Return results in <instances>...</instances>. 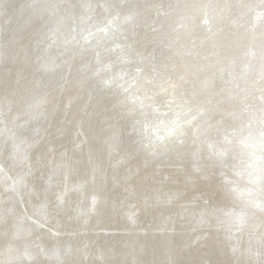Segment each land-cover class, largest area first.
<instances>
[{
	"label": "rangeland",
	"instance_id": "1",
	"mask_svg": "<svg viewBox=\"0 0 264 264\" xmlns=\"http://www.w3.org/2000/svg\"><path fill=\"white\" fill-rule=\"evenodd\" d=\"M67 1L70 3L75 0H0V264H176L177 262V264H264V211H262L261 208V204L263 203L262 207L264 209V177L254 184L251 183L252 185L248 187L250 191L245 193L247 181L243 180L245 182L242 181L240 183V177L247 179L246 173H242L240 177H234L233 174H230L234 166L239 168L242 166L243 162L241 158H238L240 159L238 161L234 160L235 152H226L222 158L223 164H221V166L219 165L220 162H215L218 161V159L220 161V153L223 145L229 146L230 148L232 144L231 147L233 148L235 146V151L237 150V153H241V156L242 153H245L244 151L248 150L245 145V138L249 137L248 139L251 138V140H253L254 137L257 136L256 133L259 132V130L264 131V71H262L264 70V53H262L264 50V0H244L245 3L243 0H226V2L225 0H222V2L221 0H198V2L197 0H166V3H164L165 0H146L147 3L145 0H84L86 7L82 9L84 15L82 27L85 28L81 31L82 35L79 37L78 41L85 45H81L80 42H77L78 44H73L72 47L68 44L70 37L75 33V31L72 32L73 25L71 14H63L65 11L63 10V3L67 6ZM150 1L153 4H151ZM193 3L196 5H193ZM218 3L222 6L218 5ZM237 3L239 5H237ZM241 5L243 6L241 7ZM176 6L179 8H176ZM201 6L202 9H200ZM225 7L226 9H224ZM55 8L57 9L55 10ZM76 8L74 12L78 15V11L81 9ZM131 8H133V11ZM221 8L225 11H222ZM97 9H99V11ZM143 9H145V12ZM168 9L172 10L169 11ZM260 9L261 11L258 13ZM199 11L201 13H199ZM255 13H257V16ZM123 14L126 16L124 17ZM168 14L170 16L172 14V16L169 17ZM249 14L250 16H247ZM72 15H74V13ZM163 15L165 18H163ZM186 15L187 18L185 17ZM142 16L148 21L146 20L145 22ZM239 16L243 21L239 20ZM189 17H191L192 20L189 19ZM230 17L233 18V20ZM130 18L131 20H129ZM177 18L179 20L174 21L177 20ZM223 18L226 19L223 20ZM166 19L170 21L167 22ZM183 19L185 21H183ZM138 20H140V22ZM245 20L248 23L244 22ZM252 20L254 21L252 22ZM95 21L98 23L96 29L93 26L88 28L90 23H95ZM150 21L152 23V25H150L155 31L150 27ZM161 21L163 22L161 24L162 29L159 25ZM225 21L229 22L226 23ZM120 22L121 24H119ZM165 22H167L166 26L169 25V27H164ZM171 22L174 23L173 26L170 25ZM179 22L180 24L184 22L183 24L186 26H183V24L180 25ZM186 22L187 24H185ZM213 22L215 23L213 24ZM233 22L234 24L236 23L235 26L232 25ZM139 23L142 25L140 26ZM126 25H130V28ZM119 26L121 27L119 28ZM188 26L190 27L187 28ZM219 26L222 27L219 28ZM143 28L146 31L143 30V32ZM213 28L215 30H213ZM236 28L241 30L238 31ZM76 30L78 31V28ZM137 30L141 33L137 32ZM218 30L220 32H218ZM182 31L184 35H181ZM190 31L191 33H189ZM195 32L197 34H193ZM224 32H227V38ZM156 33L159 34V36ZM161 33L162 35H160ZM151 34L157 36L155 37ZM187 34L192 35V38ZM201 34L202 37H200ZM132 35L134 37L133 39H131ZM139 36H141V38ZM160 36L163 39H159L161 38ZM182 36L183 39L181 38ZM197 36L198 38H196ZM173 37L175 39H173ZM234 37L239 38V41ZM155 39L160 42H157ZM245 39L247 42H245ZM65 40L66 46L63 45ZM110 40L113 44L109 42ZM223 40H226V42ZM100 41L102 42L99 43ZM162 41L164 43H162ZM193 41L194 44L192 43ZM221 41L225 42L227 46ZM135 42L138 44L142 43L141 45L137 43L134 45ZM213 42H215L216 45ZM174 43L175 45H173ZM254 43L256 47H254ZM100 44L103 45L100 46ZM147 44L148 48L146 51L145 47H147ZM209 46H211V49ZM219 46L222 49L219 48ZM123 47H125V49ZM169 47H173L171 48L172 50H169ZM83 48L86 50H83ZM157 48L158 50H156ZM164 48L165 50H163ZM161 49L163 52L160 51ZM76 50H78V52ZM87 50L90 51L88 54L86 52ZM152 50L154 54H152ZM217 50L220 51L218 52ZM236 50L238 52H236ZM250 50L254 51H252L251 54L253 55L250 58V60L254 58V60L251 61V63H253H250L251 66L246 69L243 76L239 75L241 65L243 64L242 62L245 61L242 55L244 53H250ZM257 52L262 53L263 60L260 59L261 57L257 55ZM217 53L218 55H216ZM232 53L236 58L232 55L230 57ZM132 54L134 57L130 56ZM165 54H168L167 59ZM196 54L198 56H196ZM202 54H204V56ZM160 55L163 56L161 57ZM118 56L121 58L120 60H118ZM153 56L155 57L153 58ZM219 56L221 58H218ZM111 57L112 59L110 60ZM140 57L143 59L138 60ZM160 57L163 60H161ZM115 58H117L116 61H114ZM188 58L190 60L193 58L191 63H189L190 60ZM123 59H125V61ZM157 59L159 62H162H157ZM143 60L146 61L144 62ZM213 60L215 62H212ZM256 60L257 62L260 61L256 63ZM154 61L157 63L155 62L154 64ZM171 61H173V65L170 64ZM226 61L228 63H226ZM119 62L121 65L122 63H125V65L123 64L121 67ZM194 62L197 64L196 67ZM201 62L203 63L201 64ZM219 62H222L220 63L222 66L218 64ZM127 63H130V65ZM148 63H150V65ZM186 63L189 64L186 67L187 70L185 68ZM84 64L87 66H84ZM134 64H136V67ZM142 64L143 66H141ZM156 65H158L160 70L156 68ZM177 65H179L178 67L180 70H178L179 68ZM166 66H169V68ZM190 66L192 69L194 68V71L190 69ZM145 67L147 68L146 73ZM170 67H172V69ZM252 67L256 72L251 70ZM256 67L259 69L257 70ZM121 68H123L124 71ZM161 69H163L164 72H161ZM83 70L88 72H83ZM222 70L226 71L223 72ZM85 74H87V76H85ZM110 74H112V76H110ZM137 75H140L142 78L139 76L136 77ZM192 75H194V77ZM178 76L181 77L178 78ZM251 76L253 78H251ZM218 77L220 78L218 79ZM89 78H92V80ZM108 79L110 80L108 81ZM224 79L227 81H224ZM238 79H241V81H237ZM245 79L247 80L245 81ZM129 80H131L130 82L132 84L128 82ZM186 80L189 82H186ZM217 80L221 81L220 84ZM72 81H75V84ZM89 81H92L91 84ZM99 81L102 84H100ZM138 81L139 84H136ZM244 81L246 84L243 83ZM97 82L98 84H96ZM123 83L125 85H123ZM227 84L229 86H227ZM85 85L87 87H84ZM131 85L133 86L131 87ZM173 85L175 87H172ZM177 85L179 86L177 87ZM219 86H221L223 91ZM223 86L224 88H222ZM252 86H254V89ZM110 88H112V93L109 90ZM232 89L235 91L232 92ZM115 90L118 91L116 92ZM181 90L184 92L183 94H181ZM241 90L243 91L241 92ZM122 92L123 94H121ZM126 92H128L129 95ZM144 93L145 95L147 94L145 97L147 99L143 97L145 96ZM164 93L166 95H164ZM201 93L202 95H200ZM167 95H169V97ZM189 98H191V100ZM231 98H234V100H231ZM116 100L118 101L114 102ZM219 100L222 101L220 102ZM236 101L239 102L237 103ZM248 101L253 102L251 103ZM120 102H123V105L125 102V105H119ZM195 102H201L202 104H197ZM163 103L164 106L162 107ZM173 104H175V106ZM180 104H183V106ZM190 104L194 105L191 106ZM252 104H254L253 107ZM125 106H127V108ZM179 107H181V109ZM232 107L236 109L234 110ZM125 108L130 109V112ZM173 108L175 110H173ZM190 108L192 111H190ZM150 112L152 114H150ZM167 113L168 116H166ZM189 113L192 116L189 115ZM185 115L187 116L185 117ZM205 115H209L210 118ZM128 118L130 120H128ZM135 118L137 120H135ZM186 118H188V120H186ZM239 119H241V122ZM141 120L143 123H141ZM160 120L162 122L159 124ZM250 120L254 121L250 122ZM145 122L151 124L145 126ZM195 122L197 123L195 124ZM237 122L240 124H242V122L243 124L248 122V126L246 127L247 131L241 132L240 139L237 136L239 134L237 129L240 124ZM210 123L212 125L214 123V127L210 125ZM235 124L237 125L236 127ZM159 125H161V127ZM246 129L245 127L243 128V130ZM167 130L169 132H167ZM134 131H136V133ZM152 131L154 132L152 133ZM205 132L207 134H205ZM234 132H236V134ZM215 134L219 137L216 138ZM223 134H228V141L224 140ZM230 134L234 136L231 137ZM192 137L194 139H192ZM230 137L231 139H229ZM213 138H216L215 140L217 141H214ZM131 139H133V141L130 142ZM151 140H155L156 142L154 141L153 143ZM197 140L198 142L196 143ZM210 142L211 145H208ZM139 143H142L144 146ZM170 143L172 145H170ZM173 145L176 148H173ZM163 146L165 147L163 148ZM155 147L158 148L156 151ZM162 148H166L167 150L165 149L164 151ZM242 148H245V150ZM144 149H146L147 152ZM160 149L162 151L159 152L158 150ZM251 149L249 153L253 156L256 152V147H251ZM148 154L152 160L148 157ZM200 154L201 156H199ZM217 154L218 156H215ZM161 155L163 157L162 160L160 157ZM167 155L168 157H166ZM248 158L250 159L251 157L249 156ZM246 159L247 157L244 158V160ZM249 165L251 166V164ZM258 167L260 168V166ZM236 180L238 182H236ZM228 183L233 185H229ZM261 189L263 193H261ZM237 193H239L240 197H238L239 195ZM255 194L257 196H255ZM243 197L245 198L244 200H246L247 209L254 210L249 211L251 214V222H247V224H244L240 214L237 212L243 205ZM246 197H255L257 200L255 204L252 205L250 203L251 201L253 202V198ZM257 208L260 209V211L257 210ZM255 220H257V222ZM260 221L263 226L260 225ZM246 238L249 239L247 240ZM135 243L137 246H135ZM242 249L246 250L244 251ZM138 251L139 253H137ZM177 251L178 253H176ZM242 251L245 254H243ZM247 253L248 255H246ZM157 258H159V260H157Z\"/></svg>",
	"mask_w": 264,
	"mask_h": 264
},
{
	"label": "bare ground",
	"instance_id": "2",
	"mask_svg": "<svg viewBox=\"0 0 264 264\" xmlns=\"http://www.w3.org/2000/svg\"><path fill=\"white\" fill-rule=\"evenodd\" d=\"M52 1H53V0H52ZM71 1H73V0H71ZM102 1H103V0H102ZM152 1H153V0H152ZM155 1H156V0H155ZM167 1H168V0H167ZM191 1H192V0H191ZM191 1H190V2H191ZM243 1H244V0H243ZM243 1H242V2H243ZM247 1H250V0H247ZM251 1H252V0H251ZM54 2H55V1H54ZM67 2H68V1H67ZM86 2H87V1H86ZM95 2H96V1H95ZM109 2H110V1H109ZM109 2H108V4H109ZM145 2H146V0H145ZM148 2H149V1H148ZM171 2H172V1H171ZM178 2H179V1H178ZM197 2H198V0H197ZM197 2H196V3H197ZM218 2H219V1H218ZM221 2H222V0H221ZM225 2H226V0H225ZM254 2H255V1H254ZM52 3H53V2H52ZM96 3H97V2H96ZM105 3H106V1H105ZM105 3H104V4H105ZM139 3H140V2H139ZM143 3H144V2H143ZM146 3H147V2H146ZM150 3H151V1H150ZM164 3H166V0H165ZM187 3H189V2H187ZM191 3H192V2H191ZM194 3H195V2H194ZM194 3H193V5H196V4H194ZM216 3H217V2H216ZM235 3H236V2H235ZM244 3H245V1H244ZM248 3H249V2H248ZM53 4H54V3H53ZM63 4H64V6H63V10H65L63 14H65V15H69V14H71L70 16H71L72 25H73V26H72V32H73L74 30H76L77 28H78V30L83 31L85 27H84V28L82 27V26H83V25H82V19H83V16H84V15H83V11H82V9L86 7V3H85V1H84V0H75L74 2H70V3L68 2V3H66V4H68L67 6L65 5V3H63ZM94 4H95V3H94ZM97 4H98V3H97ZM101 4H102V3H101ZM118 4H119V3H118ZM134 4H135V3H134ZM136 4H137V3H136ZM141 4H142V3H141ZM151 4H153V3H151ZM167 4H168V3H167ZM172 4H173V3H172ZM174 4H175V2H174ZM189 4H190V3H189ZM201 4H202V2H201ZM201 4H200V5H201ZM223 4H224V2H223ZM246 4H247V3H246ZM246 4H245V5H246ZM253 4H254V3H253ZM261 4H262V3H261ZM112 5H113V4H112ZM164 5H165V4H164ZM168 5H169V4H168ZM177 5H178V3H177ZM190 5H191V4H190ZM190 5H188V6H190ZM198 5H199V3H198ZM198 5H197V6H198ZM218 5H221V4L218 3ZM224 5H225V4H224ZM224 5H223V6H224ZM230 5H231V4H230ZM237 5H239V4L237 3ZM245 5H244V6H245ZM248 5H249V4H248ZM251 5H252V4H251ZM95 6H97V5H95ZM131 6H132V5H131ZM138 6H139V5H138ZM147 6H148V5H147ZM160 6H161V4H160ZM165 6H166V5H165ZM204 6H205V5H204ZM221 6H222V5H221ZM225 6H226V5H225ZM233 6H234V5H233ZM235 6H236V5H235ZM242 6H243V5H241V7H242ZM76 7H77V8H81L79 16H76V14H75V12H74V10H75ZM90 7H92V6H90ZM103 7H105V6H103ZM109 7H110V6H109ZM143 7H144V5H143ZM153 7H154V6H153ZM177 7H178V6H176V8H177ZM218 7H220V6H218ZM226 7H227V6H226ZM226 7H225L224 9H226ZM53 8H54V7H53ZM57 8H59V7H57ZM57 8H55V10H56ZM61 8H62V6H61ZM77 8H76V9H77ZM95 8H96V7H95ZM129 8H130V7H129ZM138 8H139V7H138ZM140 8H141V6H140ZM156 8H157V6H156ZM161 8H163V7H161ZM161 8H160V9H161ZM168 8H169V7H168ZM171 8H172V7H171ZM173 8H174V7H173ZM178 8H179V7H178ZM198 8H199V7H198ZM207 8H208V7H207ZM216 8H217V7H216ZM245 8H246V7H245ZM251 8H252V7H251ZM101 9H102V8H101ZM120 9H121V7H120ZM126 9H127V8H126ZM126 9H125V10H126ZM132 9H133V8H131V10H132ZM145 9H146V8H145ZM145 9H143L144 12H145ZM148 9H149V7H148ZM153 9H154V8H153ZM200 9H202V6L200 7ZM217 9H218V8H217ZM217 9H216V10H217ZM246 9H247V8H246ZM93 10H94V9H93ZM95 10H96V9H95ZM97 10L99 11V9H97ZM134 10H135V9H134ZM137 10H138V9H137ZM162 10H163V9H162ZM164 10H166V9H164ZM168 10H169V9H168ZM171 10H172V9H171ZM171 10H169V11H171ZM192 10H193V9H192ZM195 10H196V9H195ZM197 10H198V9H197ZM207 10H208V9H207ZM207 10H205V11H207ZM212 10H213V9H212ZM218 10H219V9H218ZM221 10H222V11H225V10H223L222 8H221ZM228 10H229V9H228ZM231 10H232V9H231ZM235 10H236V9H235ZM237 10H238V12H239V9H238V8H237ZM237 10H236V11H237ZM242 10H243V9H242ZM242 10H241V11H242ZM251 10H252V9H251ZM76 11H77V10H76ZM89 11H90V10H89ZM126 11H127V10H126ZM132 11H133V10H132ZM132 11H131V12H132ZM135 11H136V10H135ZM135 11H134V12H135ZM147 11H148V10H147ZM147 11H146V12H147ZM150 11H151V10H150ZM200 11H201V10H200ZM200 11H199V13H201ZM233 11H234V10H233ZM252 11H253V10H252ZM259 11H261V9L258 10V13H259ZM84 12H85V11H84ZM131 12H130V13H131ZM136 12H137V11H136ZM141 12H143V11H141ZM156 12H157V11H156ZM165 12H166V11H165ZM175 12H176V11H175ZM193 12H194V10H193ZM202 12H203V10H202ZM210 12H211V11H210ZM212 12H213V11H212ZM214 12H215V11H214ZM256 12H257V11H256ZM73 13H74V15H72ZM99 13H100V12H99ZM99 13H98V14H99ZM119 13H120V12H119ZM126 13H127V12H126ZM126 13H125V14H126ZM147 13H148V12H147ZM151 13H152V12H151ZM153 13H154V11H153ZM163 13H164V12H163ZM166 13H167V12H166ZM185 13H186V12H185ZM206 13H208V12H206ZM219 13H220V12H219ZM225 13H226V12H225ZM233 13H234V12H233ZM247 13H248V12H247ZM247 13H246V14H247ZM251 13H253V12H251ZM86 14H87V13H86ZM96 14H97V13H96ZM96 14H95V15H96ZM110 14H111V13H110ZM172 14H173V13H172ZM172 14H171V16H172ZM175 14H176V13H175ZM192 14H193V13H192ZM203 14H204V13H203ZM256 14H257V13H255V15H256ZM82 15H83V16H82ZM89 15H90V14H89ZM136 15H137V14H136ZM139 15H140V14H139ZM168 15H169V14H168ZM176 15H177V14H176ZM190 15H191V14H190ZM194 15H195V14H194ZM215 15H216V13H215ZM218 15H219V14H218ZM223 15H224V14H223ZM228 15H229V14H228ZM238 15H239V13H238ZM243 15H244V14H243ZM259 15H260V14H259ZM262 15H263V14H262ZM262 15H261V16H262ZM90 16H91V15H90ZM104 16H105V15H104ZM117 16H118V15H117ZM117 16H116V17H117ZM123 16H124V14H123ZM125 16H126V15H125ZM125 16H124V17H125ZM131 16H132V15H131ZM131 16H130V17H131ZM134 16H135V15H134ZM148 16H149V15H148ZM163 16H164V15H163ZM171 16L169 15V17H171ZM198 16H199V14H198ZM208 16H209V15H208ZM221 16H222V14H221ZM225 16H226V15H225ZM225 16H224V17H225ZM235 16H236V15H235ZM247 16H250V14L247 15ZM256 16H257V15H256ZM256 16H255V17H256ZM109 17H110V16H109ZM127 17H128V16H127ZM127 17H126V18H127ZM142 17H143V16H142ZM146 17H147V16H146ZM185 17L187 18V15H186ZM185 17H184V19H185ZM212 17H213V16H212ZM216 17H217V16H216ZM216 17H215V18H216ZM218 17H219V16H218ZM232 17H233V15H232ZM239 17H240V16H239ZM259 17H260V16H259ZM94 18H95V17H94ZM105 18H106V17H105ZM121 18H122V17H121ZM126 18H125V19H126ZM136 18H137V17H136ZM150 18H151V16H150ZM163 18H165V16H164ZM181 18H182V17H181ZM230 18H231V17H230ZM246 18H247V17H246ZM256 18H257V17H256ZM84 19H85V18H84ZM122 19H123V18H122ZM143 19H144V17H143ZM157 19H158V18H157ZM169 19H170V18H169ZM184 19H183V21L186 20V19H185V20H184ZM189 19L192 20L191 17H189ZM203 19H204V18H203ZM208 19H209V18H208ZM225 19H226V18H223V20H225ZM228 19H229V17H228ZM231 19L233 20V18H231ZM253 19H254V18H253ZM258 19H259V18H258ZM93 20H94V19H93ZM126 20H128V19H126ZM129 20H131V18H130ZM134 20H136V19H134ZM134 20H133V22H134ZM140 20H142V19H140ZM140 20H138V21L140 22ZM144 20H145V22H146L147 19H144ZM155 20H156V19H155ZM166 20H167V19H166ZM173 20H174V19H173ZM178 20H179V19L177 18V20H174V21H178ZM197 20H198V19H197ZM210 20H211V18H210ZM210 20H207V21H210ZM216 20H217V19H216ZM218 20H219V19H218ZM220 20H221V19H220ZM237 20H238V18H237ZM239 20H242V21H243V19H241V17H240ZM249 20H250V19H249ZM119 21H120V20H119ZM147 21H148V20H147ZM158 21H159V19H158ZM168 21H170V20H167V22H168ZM187 21H188V20H187ZM214 21H215V20H214ZM253 21H254V20H252V22H253ZM89 22H90V21H89ZM95 22H96V21H95ZM97 22H99V21H97ZM111 22H112V21H111ZM123 22H124V21H123ZM125 22H126V21H125ZM128 22H129V21H128ZM135 22H136V21H135ZM153 22H154V21H153ZM167 22H165V26H164V27H169V25L166 26V23H167ZM189 22H190V21H189ZM198 22H199V21H198ZM203 22H204V21H203ZM211 22H212V21H211ZM211 22H210V23H211ZM225 22H226V21H225ZM227 22H229V21H227ZM227 22H226V23H227ZM244 22H247V21L245 20ZM256 22H257V20H256ZM256 22H255V23H256ZM258 22H259V21H258ZM87 23H88V22H87ZM92 23H93V22H92ZM136 23H137V22H136ZM141 23H142V22H141ZM143 23H144V21H143ZM143 23H142V24H143ZM148 23H149V22H148ZM148 23H147V24H148ZM157 23H158V22H157ZM162 23H163V22L161 21L160 24H159V25L161 26V29H162V25H161ZM183 23H184V22H183ZM183 23H182V24H183ZM199 23H201V22H199ZM199 23H198V24H199ZM206 23H207V22H206ZM214 23H215V22H213V24H214ZM247 23H248V22H247ZM260 23H261V21H260ZM88 24H89V23H88ZM93 24H94V23H93ZM107 24H108V23H107ZM112 24H113V23H112ZM119 24H121V22H120ZM123 24H124V23H123ZM127 24H128V23H127ZM134 24H135V23H134ZM139 24H140V23H139ZM142 24H140V26H141ZM144 24H145V23H144ZM150 24L152 25L151 21H150L149 25H150ZM154 24H155V23H154ZM168 24H169V23H168ZM173 24H174V23H172V22L170 23V25H172V26H173ZM179 24H180V22H179ZM182 24H180V25H182ZM185 24H187V22H186ZM188 24H189V23H188ZM222 24H223V22H222ZM235 24H236V23H235ZM235 24H234V22L232 23V25H234V26H235ZM250 24H252V23H250ZM262 24H263V23H262ZM110 25H111V24H110ZM114 25H115V24H114ZM151 25H150V27H151ZM155 25H156V24H155ZM180 25H179V26H180ZM211 25H212V23H211ZM225 25H226V24H225ZM245 25H246V24H245ZM256 25H257V24H256ZM87 26H88V25H87ZM100 26H101V25H100ZM106 26H107V25H106ZM126 26H127V25H126ZM132 26H133V25H132ZM183 26H186V25L183 24ZM206 26H207V25H206ZM206 26H205V28H206ZM216 26H217V24H216ZM222 26H223V25H222ZM222 26H221V27H222ZM227 26H230V25H227ZM234 26H233V27H234ZM240 26H241V25H240ZM246 26H247V25H246ZM250 26H251V25H250ZM253 26H254V25H253ZM260 26H261V24H260ZM98 27H99V26H98ZM114 27H115V26H114ZM120 27H121V26H119V28H120ZM127 27L130 28V25L127 26ZM137 27H138V26H137ZM146 27H147V26H146ZM154 27H155V26H154ZM164 27H163V28H164ZM189 27H190V26H188L187 28H189ZM221 27L219 26V28H221ZM223 27H224V26H223ZM241 27H242V26H241ZM241 27H240V28H241ZM110 28H111V27H110ZM112 28H113V27H112ZM151 28L153 29V27H151ZM158 28H159V27H158ZM191 28H192V26H191ZM237 28H238V27H237ZM237 28H236V29H237ZM255 28H256V27H255ZM258 28H259V27H258ZM262 28H263V27H262ZM262 28H261V29H262ZM86 29H87V28H86ZM102 29H103V26H102ZM105 29H107V28H105ZM133 29H134V28H133ZM133 29H132V30H133ZM138 29H139V28H138ZM146 29H147V28H146ZM164 29H165V28H164ZM180 29H181V28H180ZM182 29H183V28H182ZM192 29H193V28H192ZM217 29H218V27H217ZM230 29H231V28H230ZM234 29H235V28H234ZM241 29H242V28H241ZM241 29H240V30H241ZM252 29H253V28H252ZM263 29H264V28H263ZM89 30H90V29H89ZM116 30L118 31L117 28H116ZM129 30H131V29H129ZM135 30H136V29H135ZM140 30H141V29H140ZM143 30H144V28L142 29V31H143ZM153 30H154V29H153ZM156 30H157V29H156ZM165 30H166V29H165ZM176 30H177V29H176ZM185 30H186V29H185ZM195 30H196V29H195ZM206 30H207V29H206ZM213 30H215V29L213 28ZM213 30H212V31H213ZM221 30H223V29H221ZM225 30H226V27H225ZM231 30H233V29H231ZM237 30H238V29H237ZM240 30H238V31H240ZM259 30H260V29H259ZM100 31H102V30H100ZM103 31H104V29H103ZM103 31H102V32H103ZM106 31H107V30H106ZM114 31H115V30H114ZM117 31H116V32H117ZM123 31H124V30H123ZM144 31H146V30H144ZM144 31H143V32H144ZM154 31H155V30H154ZM183 31H184V29H183ZM183 31H182V34H181V35H184V34H183ZM191 31H192V30H191ZM191 31H190L189 33H191ZM216 31H217V30H216ZM233 31H235V30H233ZM233 31H231V32H233ZM249 31H250V30H249ZM249 31H248V32H249ZM261 31H262V30H261ZM94 32H95V31H94ZM107 32H108V31H107ZM109 32H111V31H109ZM116 32H115V33H116ZM130 32H131V31H130ZM130 32H127V33H130ZM133 32H134V31H133ZM137 32H139V30H137ZM151 32H152V31H151ZM164 32H165V31H164ZM193 32H194V30H193ZM218 32H220V31L218 30ZM236 32H237V31H236ZM242 32H243V31H242ZM92 33H93V32H92ZM112 33H114V32H112ZM119 33H120V32H119ZM122 33H123V32H122ZM134 33H135V32H134ZM134 33H133V35H134ZM139 33H141V32H139ZM158 33H159V32H158ZM187 33H188V32H187ZM198 33H199V31H198ZM205 33H206V31H205ZM207 33H209V32H207ZM211 33H212V32H211ZM213 33H214V32H213ZM215 33H216V32H215ZM224 33H225V32H224ZM226 33H227V32H226ZM226 33H225V35H226V38H227V34H226ZM233 33H234V32H233ZM237 33H238V32H237ZM256 33H257V32H256ZM256 33H255V34H256ZM89 34H90V33H89ZM98 34H99V32H98ZM116 34H117V33H116ZM116 34H115V35H116ZM137 34H138V33H137ZM154 34H155V33H154ZM154 34H151V35H154ZM156 34H157V33H156ZM193 34H197V33L195 32V33H193ZM229 34H230V33H229ZM229 34H228V35H229ZM240 34H241V33H240ZM245 34H246V33H245ZM251 34H252V33H251ZM253 34H254V33H253ZM259 34H260V33H259ZM81 35H82V34H81ZM95 35H97V34H95ZM95 35H94V36H95ZM100 35H101V34H100ZM109 35H110V34H109ZM115 35H114V36H115ZM125 35H126V34H125ZM129 35H130V34H129ZM133 35H132V38H131V39L134 38ZM138 35H139V34H138ZM142 35H143V34H142ZM142 35H141V36H142ZM157 35L159 36V34H157ZM157 35H156V36H157ZM160 35H162V33H161ZM171 35H172V34H171ZM179 35H180V33H179ZM187 35L190 36V37L192 36V35H189V34H187ZM208 35H209V34H208ZM222 35H223V34H222ZM225 35H224V36H225ZM106 36H107V35H106ZM106 36H105V39H106ZM120 36H121V34H120ZM122 36H123V35H122ZM141 36H139V37L141 38ZM145 36H146V35H145ZM154 36H155V35H154ZM156 36H155V37H156ZM169 36H170V35H169ZM174 36H175V35H174ZM204 36H205V35H204ZM204 36H203V37H204ZM214 36H215V34H214ZM217 36H218V35H217ZM233 36H234V35H233ZM244 36H245V35H244ZM251 36H252V35H251ZM129 37H130V36H129ZM129 37H127V38H129ZM136 37H138V36H136ZM160 37H161V36H160ZM163 37H166V36H163ZM167 37H168V35H167ZM167 37H166V38H167ZM179 37H180V36H179ZM186 37H187V36H186ZM186 37H185V38H186ZM200 37H202V34H201ZM215 37H216V36H215ZM230 37H231V36H230ZM235 37H236V36H235ZM235 37H234V38H235ZM238 37H239V36H238ZM241 37H242V36H241ZM248 37H249V35H248ZM248 37H247V38H248ZM256 37H257V36H256ZM259 37H260V35H259ZM259 37H258V38H259ZM263 37H264V36H263ZM88 38H89V37H88ZM96 38H97V36H96ZM99 38H100V37H99ZM107 38H108V36H107ZM113 38H114V37H113ZM113 38H112V39H113ZM118 38H119V36H118ZM118 38H117V40H118ZM127 38H126V39H127ZM150 38H151V37H150ZM181 38L183 39V36H182ZM188 38H189V37H188ZM191 38H192V37H191ZM196 38H198V36H197ZM208 38H209V37H208ZM210 38H211V37H210ZM212 38H213V36H212ZM219 38H220V37H219ZM228 38H229V37H228ZM231 38H232V37H231ZM239 38H240V37H239ZM239 38H235V39H238V41H239ZM244 38H245V37H244ZM249 38H250V37H249ZM249 38H248V39H249ZM90 39H92V38H90ZM114 39H115V38H114ZM126 39H125V40H126ZM135 39H136V38H135ZM143 39H144V37H143ZM145 39H146V38H145ZM147 39H148V38H147ZM157 39H158V38H157ZM159 39H163V38L161 37V38H159ZM171 39H172V38H171ZM173 39H175V38L173 37ZM177 39H178V38H177ZM179 39H180V38H179ZM199 39H200V38H199ZM214 39H216V38H214ZM221 39H224V38H221ZM242 39H243V37H242ZM248 39H247V40H248ZM96 40H97V39H96ZM101 40H103V39H101ZM107 40H108V39H107ZM150 40H151V39H150ZM155 40H156V39H155ZM165 40H166V39H165ZM165 40H163V41L166 42L168 39H167L166 41H165ZM188 40H189V39H188ZM211 40H212V39H211ZM226 40H228V39H226ZM226 40H223V41L226 42ZM258 40H259V39H258ZM87 41H88V39H87ZM91 41H92V40H91ZM91 41H90V42H91ZM120 41H121V40H120ZM134 41H135V40H134ZM156 41H157V42H160V41H158V40H156ZM163 41H162V43H164ZM168 41H169V40H168ZM204 41H205V40H204ZM208 41H209V40H208ZM218 41H219V39H218ZM223 41H221V42H223ZM228 41H229V40H228ZM228 41H227V43H228ZM230 41H231V40H230ZM234 41H235V40H234ZM234 41H232V42H234ZM255 41H256V40H255ZM78 42H80V41H78ZM97 42H98V40H97ZM101 42H102V41H100L99 43H101ZM104 42H105V40H104ZM106 42H107V41H106ZM109 42H111V40H110ZM116 42L120 43L119 41H116ZM126 42H128V41H126ZM137 42H139V41H137ZM137 42H135L134 45H136ZM146 42H147V41H146ZM148 42H149V41H148ZM150 42H151V41H150ZM174 42H175V41H174ZM185 42H186V41H185ZM189 42H190V41H189ZM189 42H187V43H189ZM198 42H199V41H198ZM209 42H210V41H209ZM209 42H208V43H209ZM225 42H223V44H224ZM243 42H244V41H243ZM245 42H247L246 39H245ZM253 42H254V41H253ZM68 43L72 44L71 41H69ZM86 43H87V42H86ZM94 43H95V42H94ZM111 43L113 44V42H111ZM141 43H142V42H141ZM141 43H140V44L137 43V44H138V45H141ZM144 43H145V42H144ZM171 43H172V41H171ZM171 43H170V44H171ZM178 43H179V42H178ZM180 43H181V42H180ZM192 43L194 44V41H193ZM213 43H215V42H213ZM219 43H220V41H219ZM229 43H230V42H229ZM249 43H250V42H249ZM258 43H259V42H258ZM260 43H261V40H260ZM77 44H78V43H77ZM77 44H76V45H77ZM80 44H81V42H80ZM89 44H90V43H89ZM103 44H104V43H103ZM103 44H100V46L103 45ZM107 44H108V42H107ZM125 44H126V43H125ZM129 44H130V41H129ZM132 44H133V43H132ZM165 44H166V43H165ZM185 44H186V43H185ZM203 44H204V42H203ZM220 44H221V43H220ZM225 44H226V43H225ZM236 44H238V43H236ZM240 44H241V43H240ZM245 44H246V43H245ZM254 44H255V43H254ZM262 44H263V42H262ZM63 45L66 46V40L63 42ZM63 45H62V47H63ZM76 45H75V46H76ZM81 45H85V44H81ZM98 45H99V44H98ZM105 45H106V44H105ZM116 45H117V44H116ZM144 45H145V44H144ZM144 45H143V46H144ZM152 45H153V44H152ZM156 45H157V44H156ZM163 45H164V44H163ZM173 45H175V43H174ZM179 45H180V44H179ZM181 45H182V44H181ZM187 45H188V44H187ZM210 45H211V44H210ZM215 45H216V43H215ZM230 45H231V44H230ZM259 45H260V44H259ZM67 46H68V45H67ZM79 46H80V45H79ZM109 46H110V45H109ZM124 46H126V45H124ZM128 46H129V45H128ZM150 46H151V45H150ZM150 46H149V47H150ZM154 46H155V45H154ZM157 46H159V45H157ZM167 46H168V45H167ZM169 46H170V45H169ZM220 46H221V45H220ZM220 46H219V48H221ZM225 46H227V44H226ZM225 46H224V47H225ZM228 46H229V45H228ZM236 46H237V45H236ZM244 46H245V45H244ZM246 46H247V45H246ZM71 47H72V45H71ZM81 47H82V46H81ZM81 47H80V48H81ZM88 47H89V46H88ZM104 47H105V46H104ZM110 47H111V46H110ZM131 47H132V46H131ZM134 47H135V46H134ZM139 47H142V46H139ZM144 47H145V46H144ZM160 47H163V46H160ZM179 47H181V46H179ZM205 47H206V46H205ZM209 47H210V49H211V46H209ZM212 47H214V46H212ZM222 47H223V46H222ZM229 47H230V46H229ZM240 47H241V45H240ZM254 47H256V44H255ZM263 47H264V46H263ZM63 48H64V47H63ZM69 48H70V47H69ZM73 48H74V47H73ZM95 48H96V47H95ZM106 48H107V46H106ZM111 48H112V47H111ZM123 48L125 49V47H123ZM129 48H130V47H129ZM137 48H138V46H137ZM145 48H146V51H147L148 44H147V47H145ZM158 48H159V47H158ZM158 48H157L156 50H158ZM169 48H170V47H169ZM171 48H173V47H171ZM171 48H170L169 50H172ZM182 48H183V47H182ZM232 48H233V44H232ZM238 48H239V47H238ZM252 48H253V46H252ZM75 49H76V48H75ZM84 49H85V48H83V50H84ZM90 49H91V48H90ZM99 49H100V48H99ZM116 49H117V48H116ZM118 49H119V48H118ZM120 49H121V48H120ZM130 49H131V48H130ZM134 49H135V48H134ZM143 49H144V48H143ZM174 49H175V48H174ZM208 49H209V48H208ZM208 49H207V50H208ZM216 49H217V48H216ZM216 49H215V50H216ZM221 49H222V48H221ZM227 49H228V48H227ZM239 49H240V48H239ZM258 49H260V48H258ZM263 49H264V48H263ZM85 50H86V49H85ZM88 50H89V48H88ZM88 50L86 51L87 54H88V52H90V51H88ZM100 50H101V49H100ZM109 50H111V49H109ZM112 50H113V49H112ZM139 50H140V49H139ZM144 50H145V49H144ZM156 50H155V51H156ZM163 50H165V48H164ZM246 50H247V49H246ZM261 50H262V49H261ZM76 51L78 52V50H76ZM91 51H92V50H91ZM115 51H116V50H115ZM129 51H130V50H129ZM149 51H150V49H149ZM160 51H162V49H161ZM175 51H176V49H175ZM181 51H182V50H181ZM181 51H180V52H181ZM205 51H206V50H205ZM212 51H213V50H212ZM217 51H218V50H217ZM219 51H220V50H219ZM219 51H218V52H219ZM227 51H228V50H227ZM233 51H235V50H233ZM241 51H242V49H241ZM241 51H240V52H241ZM244 51H245V50H244ZM252 51H253V50H250V53H244V54L242 55V57L245 58V61L242 62L243 64L241 65V69H240V71H239V75H242V76H243V74H244V72L246 71V69H247L249 66H251L250 63H251V61L254 60V58H253V60H250L251 56L253 55V54H251ZM263 51H264V50H263ZM263 51H262V53H264ZM83 52H84V51H83ZM103 52H104V51H103ZM106 52H107V51H106ZM118 52H120V51H118ZM118 52H117V54H118ZM125 52H127V51H125ZM133 52H134V50H133ZM133 52H132V53H133ZM137 52H138V51H137ZM139 52H140V51H139ZM142 52H143V51H142ZM152 52H153V50H152ZM162 52H163V51H162ZM166 52L168 53L167 50H166ZM171 52H172V51H171ZM180 52H179V53H180ZM184 52H185V51H184ZM203 52H204V51H203ZM230 52H231V51H230ZM236 52H238V51L236 50ZM246 52H247V51H246ZM253 52H254V51H253ZM255 52H256V51H255ZM104 53H105V52H104ZM107 53H108V52H107ZM115 53H116V52H115ZM147 53H148V52H147ZM157 53H158V52H157ZM157 53H156V54H157ZM181 53H182V52H181ZM186 53H187V52H186ZM186 53H184V54H186ZM188 53H189V52H188ZM193 53H194V52H193ZM205 53H206V52H205ZM214 53H215V52H214ZM227 53H228V52H227ZM227 53H226V54H227ZM262 53H261V52H257V55H259V57H261V58H260L261 60L264 59V58L262 59ZM81 54H82V53H81ZM87 54H86V56H87ZM89 54H90V53H89ZM94 54L96 55L97 53H94ZM111 54H112V53H111ZM128 54H129V53H128ZM128 54H127V55H128ZM143 54H145V53H143ZM150 54H151V53H150ZM152 54H154V52H153ZM156 54H155V55H156ZM171 54H172V53H171ZM171 54H170V55H171ZM173 54H174V53H173ZM191 54H192V52H191ZM210 54H211V53H210ZM222 54H223V53H222ZM222 54H220V55H222ZM224 54H225V52H224ZM236 54H237V53H236ZM248 54H249V55H248ZM91 55H92V53H91ZM91 55H90V57H91ZM97 55H98V54H97ZM99 55H100V54H99ZM104 55H105V54H104ZM108 55H110V54H108ZM112 55H113V54H112ZM118 55H119V54H118ZM127 55H126V56H127ZM145 55H146V54H145ZM148 55H149V54H148ZM148 55H147V56H148ZM167 55H168V54H167ZM167 55L165 54L166 59L168 58ZM177 55H178V54H177ZM199 55H200V54H199ZM202 55L204 56V54H202ZM206 55H207V54H206ZM212 55H213V54H212ZM216 55H218V53H217ZM228 55H229V54H228ZM231 55H232V56H235V55H233V53L230 54V57H231ZM247 55H248V57H247ZM263 55H264V54H263ZM83 56H84V55H83ZM102 56H103V54H102ZM113 56H114V55H113ZM130 56H133V54L130 55ZM135 56H136V55H135ZM138 56H139V54H138ZM142 56H143V55H142ZM157 56H158V54H157ZM160 56H161V55H160ZM162 56H163V55H162ZM162 56H161V57H162ZM165 56H164V58H165ZM187 56H188V55H187ZM196 56H198V55L196 54ZM209 56H210V55H209ZM244 56H245V57H244ZM109 57H110V56H109ZM121 57H122V53H121ZM133 57H134V56H133ZM149 57H151V56H149ZM154 57H155V56H153V58H154ZM161 57H160V59H161ZM179 57H180V56H179ZM179 57H178V58H179ZM182 57H183V56H182ZM184 57H186V56H184ZM188 57H189V56H188ZM212 57H213V56H212ZM215 57H216V56H215ZM215 57H214V58H215ZM230 57H229V58H230ZM239 57H240V56H239ZM82 58H83V57H82ZM103 58H104V57H103ZM113 58H114V57H113ZM118 58H119V56H118ZM131 58H132V57H131ZM145 58H146V57H145ZM153 58H152V59H153ZM157 58H158V57H157ZM170 58H171V56H170ZM195 58H196V57H195ZM200 58H201V57H200ZM200 58H199V59H200ZM204 58H205V57H204ZM218 58H221V57L219 56ZM232 58H233V57H232ZM235 58H236V56H235ZM240 58H241V57H240ZM240 58H239V59H240ZM111 59H112V57L110 58V60H111ZM116 59H117V58H115L114 61H116ZM120 59H121V58H119L118 60H120ZM139 59L142 60L143 58L141 59V57H140V58H138V60H139ZM155 59H156V58H155ZM188 59H189V58H188ZM192 59H193V58H192ZM192 59H191V60H192ZM199 59H198V60H199ZM201 59H202V58H201ZM206 59H207V58H206ZM222 59H223V58H222ZM233 59H234V58H233ZM82 60H83V59H82ZM99 60H100V59H99ZM106 60H107V59H106ZM123 60L125 61V59H123ZM123 60H122V61H123ZM147 60H148V59H147ZM161 60H163V59H161ZM169 60H171V59H169ZM172 60H173V59H172ZM181 60H182V59H181ZM186 60H187V59H186ZM189 60H190V59H189ZM189 60H188V61H189ZM191 60L189 61V63H191ZM196 60H197V59H196ZM207 60H208V59H207ZM210 60H211V58H210ZM224 60H226V59H224ZM240 60H241V59H240ZM249 60H250V61H249ZM112 61H113V60H112ZM143 61H144V60H143ZM145 61H146V60H145ZM145 61H144V62H145ZM149 61H150V60H149ZM167 61H168V60H167ZM188 61H187V62H188ZM200 61H201V60H200ZM200 61H199V62H200ZM204 61H205V60H204ZM217 61H218V60H217ZM221 61H222V60H221ZM227 61L229 62L228 59H227ZM227 61H226V63H228ZM259 61H260V60H259ZM259 61H258V62H259ZM263 61H264V60H263ZM90 62H91V61H90ZM93 62H94V61H93ZM108 62H109V60H108ZM131 62H132V61H131ZM141 62H142V61H141ZM150 62H151V61H150ZM155 62H156V61H154V64H155ZM157 62H159L158 59H157ZM157 62H156V63H157ZM160 62H162V61H160ZM160 62H159V63H160ZM163 62H164V61H163ZM169 62H170V61H169ZM174 62H175V61H174ZM176 62H177V61H176ZM180 62H181V61H180ZM196 62H197V61H196ZM212 62H215V61L213 60ZM223 62H224V61H223ZM237 62H238V61H237ZM258 62H257V60H256V63H258ZM261 62H262V61H261ZM261 62H260V63H261ZM104 63H105V62H104ZM110 63H112V62H110ZM116 63H117V62H116ZM116 63H115V64H116ZM121 63H122V62H121ZM132 63H133V62H132ZM134 63H135V62H134ZM152 63H153V62H152ZM177 63H178V62H177ZM197 63H198V62H197ZM202 63H203V62H201V64H202ZM204 63H205V62H204ZM207 63H208V62H207ZM220 63H222V62H219L218 64H220ZM231 63H232V61H231ZM231 63H229V64H231ZM252 63H253V62H252ZM252 63H251V64H252ZM254 63H255V62H254ZM80 64H81V63H80ZM98 64H100V63H98ZM112 64H113V63H112ZM123 64L125 65V63H122V65H123ZM127 64H128V63H127ZM148 64L150 65V63H148ZM165 64H166V63H165ZM170 64L173 65V61H171ZM184 64H185V63H184ZM194 64H195V67H196L197 64H196L195 62H194ZM209 64H210V63H209ZM218 64H217V65H218ZM261 64H262V63H261ZM78 65H79V64H78ZM85 65H86V64H84V66H85ZM91 65H92V64H91ZM101 65H102V64H101ZM104 65H106V64H104ZM119 65H121L120 62H119ZM122 65H121V67H122ZM128 65H130V63H129ZM131 65H132V64H131ZM144 65H145V64H144ZM161 65H164V64H161ZM161 65H159V66H161ZM187 65H189V64L186 63L185 68L187 67ZM190 65H191V64H190ZM203 65H204V64H203ZM220 65L222 66V64H220ZM232 65H233V64H232ZM254 65H255V64H254ZM258 65H259V64H258ZM79 66H80V65H79ZM84 66H83V67H84ZM86 66H87V65H86ZM98 66H99V65H98ZM108 66H109V65H108ZM116 66H117V64H116ZM134 66L136 67V64H134ZM138 66H139V65H138ZM141 66H143V64H142ZM145 66H146V65H145ZM154 66H155V65H154ZM154 66H153V67H154ZM156 66H157L156 68L159 69L158 65H156ZM170 66H171V65H170ZM178 66H179V65H177V67H178ZM206 66H207V64H206ZM212 66H213V65H212ZM214 66H215V65H214ZM214 66H213V67H214ZM226 66H227V65H226ZM238 66H240V65H238ZM89 67H90V66H89ZM126 67H127V66H126ZM126 67H125V68H126ZM151 67H152V66H151ZM151 67H150V68H151ZM166 67H167V66H166ZM166 67H165V68H166ZM172 67H173V66H172ZM172 67H170V68L172 69ZM193 67H194V65H193ZM195 67H194V68H195ZM204 67H205V66H204ZM215 67H216V66H215ZM230 67H231V66H230ZM254 67H255V66H254ZM79 68H82V67H79ZM102 68H103V67H102ZM106 68H107V67H106ZM111 68H112V67H111ZM118 68H119V67H118ZM127 68H128V67H127ZM148 68H149V67H148ZM154 68H155V67H154ZM167 68H169V66H168ZM173 68H174V67H173ZM178 68H179V67H178ZM194 68L192 69L191 66H190V69H192L193 71H194ZM198 68H199V67H198ZM202 68H203V67H202ZM208 68H209V67H208ZM208 68H207V69H208ZM211 68H212V67H211ZM219 68H220V67H219ZM233 68H234V67H233ZM77 69H78V68H77ZM112 69H113V68H112ZM112 69H110V70H112ZM115 69H116V68H115ZM121 69L124 71L123 68H121ZM130 69H131V68H130ZM143 69H144V68H143ZM146 69H147V68L145 67V73H146ZM151 69H152V68H151ZM163 69H164V67H163ZM163 69H161V72H164ZM215 69H216V68H215ZM221 69H222V68H221ZM226 69H227V68H226ZM229 69H231V68H229ZM229 69H228V70H229ZM235 69H236V68H235ZM256 69H257V67H256ZM258 69H259V68H258ZM258 69H257V70H258ZM261 69H262V67H261ZM116 70H117V69H116ZM125 70H126V69H125ZM138 70H139V69H138ZM156 70H157V69H156ZM159 70H160V69H159ZM165 70H166V69H165ZM178 70H180V68H179ZM183 70H184V69H183ZM183 70H182V71H183ZM186 70H187V68H186ZM195 70H196V69H195ZM204 70H205V69H204ZM210 70H211V69H210ZM213 70H214V69H213ZM217 70H218V69H217ZM237 70H238V69H237ZM251 70H254L253 67H252ZM84 71H85V70H83V72H84ZM101 71H102V70H101ZM117 71H118V70H117ZM123 71H122V72H123ZM147 71H148V70H147ZM168 71H169V70H168ZM188 71H189V70H188ZM190 71H191V70H190ZM193 71H192V73H193ZM200 71L203 72L202 70H200ZM207 71H208V70H207ZM219 71H220V70H219ZM222 71L225 72L226 70H225V71L222 70ZM254 71L256 72V70H254ZM262 71H264V70H262ZM75 72H76V71H75ZM85 72H86V71H85ZM87 72H88V71H87ZM87 72H86V73H87ZM105 72H106V71H105ZM105 72H104V74H105ZM114 72H115V71H114ZM131 72H132V71H131ZM158 72H160V71H158ZM166 72H167V71H166ZM183 72H184V71H183ZM198 72H199V71H198ZM223 72H222V73H223ZM231 72H232V71H231ZM255 72H254V73H255ZM260 72H261V71H260ZM91 73H92V72H91ZM99 73H101V72H99ZM102 73H103V72H102ZM106 73H107V72H106ZM119 73H120V71H119ZM135 73H136V72H135ZM142 73H143V72H142ZM176 73H177V71H176ZM188 73H190V72H188ZM228 73H229V72H228ZM261 73H262V72H261ZM75 74H77V73H75ZM88 74H89V73H88ZM96 74H97V73H96ZM108 74H109V73H108ZM115 74H116V72H115ZM117 74H118V73H117ZM125 74H127V73H125ZM178 74H179V72H178ZM181 74H184V73H181ZM193 74H194V73H193ZM201 74H203V73H201ZM218 74H219V73H218ZM225 74H227V73H225ZM247 74H248V73H247ZM77 75H79V74H77ZM97 75H98V74H97ZM132 75H133V74H132ZM135 75H136V74H135ZM190 75H191V74H190ZM205 75H206V74H205ZM220 75H221V74H220ZM227 75H228V74H227ZM248 75H249V74H248ZM252 75H254V74H252ZM262 75H263V74H262ZM80 76H81V74H80ZM82 76H83V75H82ZM85 76H87V74H85ZM90 76H91V74H90ZM90 76H89V77H90ZM99 76H100V75H99ZM110 76H112V74H110ZM114 76H115V75H114ZM121 76H123V75H121ZM121 76H120V77H121ZM138 76L141 77L140 75H137L136 77H138ZM183 76H184V75H183ZM185 76H186V75H185ZM192 76L194 77V75H192ZM199 76H201V75H199ZM216 76H217V74H216ZM225 76H226V75H225ZM229 76H230V75H229ZM245 76H246V74H245ZM75 77H76V75H75ZM95 77H96V76H95ZM100 77H101V76H100ZM132 77H133V76H132ZM136 77H135V78H136ZM179 77H181V76H178V78H179ZM190 77H191V76H190ZM193 77H192V79H193ZM220 77H221V76H220ZM220 77H218V79H219ZM227 77H228V76H227ZM227 77H226V78H227ZM232 77H234V76H232ZM232 77H231V78H232ZM235 77H236V76H235ZM238 77H239V76H238ZM254 77H255V76H254ZM258 77H259V76H258ZM81 78H82V77H81ZM86 78H87V77H86ZM92 78H93V77H92ZM92 78H89V79L92 80ZM103 78H104V77H103ZM105 78H106V77H105ZM141 78H142V77H141ZM152 78H153V77H152ZM196 78H197V74H196ZM196 78H195V79H196ZM201 78H202V77H201ZM216 78H217V77H216ZM243 78H244V77H243ZM251 78H253V77L251 76ZM259 78H260V77H259ZM259 78H258V79H259ZM263 78H264V75H263ZM77 79H78V78H77ZM95 79H96V78H95ZM99 79H100V78H99ZM101 79H102V78H101ZM116 79H117V78H116ZM118 79H119V78H118ZM131 79H132V78H131ZM139 79H140V78H139ZM221 79H223V78H221ZM233 79H234V78H233ZM233 79H232V80H233ZM71 80H72V78H71ZM82 80H83V79H82ZM82 80H81V81H82ZM109 80H110V79H108V81H109ZM135 80H137V79H135ZM140 80H141V79H140ZM145 80H146V79H145ZM165 80H166V79H165ZM177 80H178V79H177ZM184 80H185V78H184ZM200 80H201V79H200ZM232 80H230V81H232ZM239 80L241 81V79H238L237 81H239ZM246 80H247V79H245V81H246ZM255 80H256V79H255ZM255 80H254V81H255ZM84 81H85V80H84ZM87 81H88V79H87ZM94 81H97V80H94ZM101 81H102V80H101ZM113 81H114V80H113ZM116 81H117V80H116ZM116 81H115V82H116ZM119 81H121V80H119ZM125 81H126V80H125ZM130 81H131V80H129L128 82L131 83ZM180 81H182V80H180ZM187 81H188V80H186V82H187ZM201 81H202V80H201ZM217 81H218V80H217ZM224 81H227V80L224 79ZM245 81H244L243 83H245ZM263 81H264V80H263ZM72 82H74V84H75V81H72ZM78 82H80V81H78ZM82 82H83V81H82ZM89 82H90V81H89ZM91 82H92V81H91ZM91 82H90V84H91ZM99 82H100V81H99ZM102 82H103V81H102ZM188 82H189V81H188ZM192 82H193V81H192ZM196 82H197V80H196ZM218 82H219V84H220L221 81H218ZM222 82H223V81H222ZM232 82H233V81H232ZM260 82H261V81H260ZM260 82H259V83H260ZM68 83H70V82H68ZM68 83H67V84H68ZM83 83H84V82H83ZM86 83H87V82H86ZM94 83H95V82H94ZM120 83H121V82H120ZM140 83H142V82H140ZM179 83H180V82H179ZM193 83H194V82H193ZM197 83H198V82H197ZM230 83H231V82H230ZM233 83H234V82H233ZM238 83H239V82H238ZM238 83H237V84H238ZM259 83H258V84H259ZM263 83H264V82H263ZM74 84H73V85H74ZM96 84H98V82H97ZM96 84H95V85H96ZM100 84H102V83L100 82ZM126 84H128V83H126ZM131 84H132V83H131ZM136 84H139V81H138V83H136ZM143 84H144V83H143ZM148 84H149V83H148ZM188 84H189V83H188ZM221 84H222V83H221ZM228 84H229V83H228ZM228 84H227V86H229ZM245 84H246V83H245ZM245 84H244V85H245ZM247 84H248V83H247ZM255 84H256V81H255ZM255 84H254V85H255ZM70 85H71V84H70ZM78 85H79V84H78ZM81 85H82V84H81ZM116 85H117V84H116ZM119 85H122V84H119ZM119 85H118V86H119ZM123 85H125V84L123 83ZM141 85H142V84H141ZM146 85H147V84H146ZM174 85H175V83H174ZM174 85H173L172 87H175ZM186 85H187V84H186ZM186 85H184V86H186ZM195 85H196V83H195ZM222 85H224V84H222ZM222 85H221V86H222ZM225 85H226V84H225ZM231 85H232V84H231ZM249 85H250V83H249ZM260 85H261V84H260ZM74 86H75V85H74ZM74 86H73V87H74ZM88 86H89V85H88ZM101 86H103V85H101ZM108 86L110 87L109 84H108ZM132 86H133V85H131V87H132ZM134 86H135V85H134ZM138 86H139V85H138ZM178 86H179V85H177V87H178ZM182 86H183V85H182ZM221 86H219L220 89H221ZM237 86H238V85H237ZM84 87H87V86L85 85ZM103 87H104V86H103ZM111 87H112V86H111ZM136 87H137V86H136ZM187 87H188V86H187ZM187 87H186V90H187ZM190 87H192V86H190ZM252 87H253V89H254V86H252ZM113 88H114V87H113ZM120 88H122V87H120ZM120 88H119V90H120ZM124 88H125V86H124ZM134 88H135V87H134ZM164 88H165V87H164ZM222 88H224V86H223ZM225 88H226V87H225ZM228 88H229V87H228ZM233 88H234V86H233ZM235 88H236V86H235ZM237 88H238V87H237ZM240 88H241V87H240ZM248 88H249V86H248ZM260 88H261V87H260ZM103 89H104V88H103ZM111 89H112V88H110L109 90L111 91ZM114 89H116V88H114ZM128 89H129V88H128ZM142 89H143V88H142ZM145 89H146V88H145ZM148 89H149V88H148ZM177 89H178V88H177ZM179 89H180V87H179ZM183 89H184V87H183ZM183 89H182V90H183ZM220 89H219V90H220ZM230 89H231V87H230ZM263 89H264V88H263ZM107 90H108V89H107ZM129 90H130V89H129ZM137 90H138V89H137ZM182 90H181V91H182ZM184 90H185V89H184ZM184 90H183V91H184ZM221 90H222V89H221ZM221 90H220V91H221ZM225 90H227V89H225ZM257 90H258V89H257ZM260 90H261V89H260ZM260 90H259V91H260ZM110 91H109V92H110ZM115 91H116V90H115ZM115 91H114V92H115ZM117 91H118V90H117ZM117 91H116V92H117ZM130 91H131V90H130ZM138 91H139V90H138ZM155 91H156V90H155ZM170 91H171V89H170ZM170 91H169V92H170ZM174 91H175V90H174ZM176 91H177V90H176ZM183 91L181 92V94L184 93ZM222 91H223V90H222ZM233 91H235V90L232 89V92H233ZM242 91H243V90H241V92H242ZM255 91H256V89H255ZM259 91H257V92H259ZM106 92H107V91H106ZM124 92H125V91H124ZM139 92H140V91H139ZM143 92H144V90H143ZM179 92H180V90H179ZM236 92H238V91H236ZM236 92H234V93H236ZM250 92H251V91H250ZM252 92H253V91H252ZM260 92H261V91H260ZM262 92H263V91H262ZM107 93H108V92H107ZM111 93H112V91H111ZM119 93H120V91H119ZM126 93L128 94V92H126ZM141 93H142V92H141ZM219 93H220V92H219ZM225 93H226V92H225ZM228 93H230V92H228ZM239 93H240V92H239ZM121 94H123V92H122ZM121 94H120V95H121ZM124 94H125V93H124ZM155 94H157V93H155ZM155 94H154V96H155ZM158 94H159V93H158ZM172 94H173V93H172ZM203 94H204V93H203ZM217 94H218V93H217ZM223 94H224V93H223ZM226 94H227V93H226ZM240 94H241V93H240ZM240 94H239V95H240ZM253 94H254V93H253ZM116 95H117V94H116ZM128 95H129V94H128ZM131 95H132V94H131ZM131 95H130V96H131ZM133 95H134V94H133ZM144 95H145V93H144ZM146 95H147V94H146ZM146 95L143 96V97L145 98ZM148 95H149V94H148ZM151 95H152V94H151ZM151 95H150V96H151ZM164 95H166V94L164 93ZM174 95H176V94H174ZM177 95H178V94H177ZM186 95H187V93H186ZM200 95H202V93H201ZM200 95H199V96H200ZM205 95H206V94H205ZM210 95H211V94H210ZM229 95H230V94H229ZM244 95H245V94H244ZM258 95H259V94H258ZM260 95H261V94H260ZM108 96H109V95H108ZM114 96H115V95H114ZM137 96H138V95H137ZM167 96L169 97V95H167ZM170 96H171V95H170ZM184 96H185V95H184ZM195 96H196V95H195ZM255 96H256V94H255ZM110 97H112V96H110ZM118 97H119V96H118ZM127 97H128V96H127ZM141 97H142V94H141ZM151 97H152V96H151ZM159 97H160V95H159ZM187 97H188V96H187ZM191 97H192V96H191ZM197 97H198V96H197ZM222 97H223V96H222ZM246 97H247V96H246ZM246 97H243V98H246ZM112 98H114V97H112ZM112 98H111V99H112ZM135 98H136V96H135ZM156 98H157V97H156ZM162 98H163V97H162ZM164 98H165V97H164ZM178 98H179V97H178ZM183 98H184V97H183ZM183 98H181V99H183ZM192 98H193V97H192ZM235 98H236V97H235ZM237 98H238V97H237ZM107 99H108V98H107ZM117 99H118V98H117ZM136 99H137V98H136ZM145 99H147V98H145ZM152 99H153V97H152ZM158 99H159V98H158ZM158 99H157V100H158ZM179 99H180V98H179ZM184 99H185V98H184ZM186 99H187V98H186ZM189 99L191 100V98H189ZM198 99H199V98H198ZM200 99H201V98H200ZM202 99H203V98H202ZM211 99H212V97H211ZM217 99H218V98H217ZM232 99L234 100V98H231V100H232ZM240 99H241V98H240ZM260 99H261V98H260ZM108 100H109V99H108ZM108 100H107V101H108ZM112 100H113V99H112ZM120 100H122V99H120ZM123 100H124V99H123ZM125 100H126V99H125ZM129 100H130V99H129ZM129 100H128V101H129ZM137 100H138V99H137ZM137 100H136V101H137ZM187 100H188V99H187ZM190 100H189V101H190ZM214 100H215V99H214ZM225 100H226V99H225ZM248 100H249V99H248ZM117 101H118V100H116V101H114V102H117ZM144 101H145V100H144ZM164 101H165V100H164ZM173 101H174V100H173ZM184 101H186V100H184ZM197 101H198V100H197ZM217 101H218V100H217ZM219 101H220V100H219ZM221 101H222V100H221ZM221 101H220V102H221ZM110 102H111V101H110ZM114 102H113V103H114ZM130 102H131V101H130ZM130 102H129V103H130ZM137 102H138V101H137ZM146 102H147V101H146ZM146 102H145V103H146ZM168 102H169V101H168ZM176 102H177V101H176ZM179 102H180V101H179ZM190 102H191V101H190ZM193 102H194V101H193ZM193 102H192V103H193ZM236 102H237V101H236ZM238 102H239V101H238ZM238 102H237V103H238ZM248 102H251V101H248ZM252 102H253V101H252ZM252 102H251V103H252ZM259 102H261V101H259ZM122 103H123V102H122ZM122 103L120 102L119 105L122 104ZM140 103H141V101H140ZM148 103H149V102H148ZM152 103H154V102H152ZM182 103H183V102H182ZM187 103H188V102H187ZM195 103H197V102H195ZM195 103H194V104H195ZM200 103H201V102H199V103H197V104H200ZM234 103H235V102H234ZM237 103H236V104H237ZM240 103H241V101H240ZM242 103H243V102H242ZM136 104H137V103H136ZM142 104H143V103H142ZM142 104H141V105H142ZM185 104H186V103H185ZM188 104H189V103H188ZM194 104H190V105L192 106V105H194ZM197 104H196V105H197ZM201 104H202V103H201ZM203 104H205V103H203ZM218 104H219V103H218ZM122 105H123V104H122ZM122 105H121V106H122ZM124 105H125V102H124ZM124 105H123V106H124ZM132 105H133V104H132ZM173 105L175 106V104H173ZM180 105H181V104H180ZM180 105H179V106H180ZM242 105H243V104H242ZM242 105H241V106H242ZM249 105H250V104H249ZM253 105H254V104H252V107H253ZM127 106H128V104H127ZM127 106H125V107L127 108ZM163 106H164V103H163L162 107H163ZM181 106H183V104H182ZM197 106H199V105H197ZM211 106H213V105H211ZM232 106H233V105H232ZM138 107H139V106H138ZM141 107H142V106H141ZM141 107H140V108H141ZM147 107H148V106H147ZM154 107H156V106H154ZM154 107H153V108H154ZM160 107H161V106H160ZM169 107H170V106H169ZM187 107H188V106H187ZM214 107H217V106H214ZM214 107H213V108H214ZM234 107H235V106H234ZM238 107H239V106H238ZM246 107H247V106H246ZM246 107H245V109H246ZM252 107H251V108H252ZM126 108H125V109H126ZM128 108H129V107H128ZM130 108H131V107H130ZM145 108H146V107H145ZM150 108H151V107H150ZM179 108L181 109V107H179ZM183 108H184V107H183ZM188 108H189V107H188ZM188 108H187V109H188ZM198 108H199V107H198ZM232 108H233V107H232ZM136 109H137V108H136ZM136 109H135V110H136ZM143 109H144V108H143ZM163 109H164V108H163ZM165 109H166V108H165ZM194 109H196V108H194ZM208 109H210V108H208ZM211 109H212V108H211ZM233 109H234V108H233ZM235 109H236V108H235ZM235 109H234V110H235ZM243 109H244V108H243ZM126 110H129L128 112H130V109H126ZM147 110H148V109H147ZM149 110H150V109H149ZM173 110H175V109L173 108ZM188 110H189V109H188ZM196 110H197V109H196ZM254 110H255V108H254ZM151 111H152V110H151ZM190 111H192L191 108H190ZM190 111H189V112H190ZM193 111H195V110H193ZM198 111H199V110H198ZM201 111H202V110H201ZM205 111H206V109H205ZM209 111H210V110H209ZM214 111H216V110H214ZM242 111H243V110H242ZM139 112H140V110H139ZM144 112H145V110H144ZM148 112H149V111H148ZM156 112H157V110H156ZM163 112H164V111H163ZM210 112H211V111H210ZM212 112H213V111H212ZM235 112H236V111H235ZM251 112H252V111H251ZM262 112H263V111H262ZM132 113H133V112H132ZM157 113H158V112H157ZM160 113H161V112H160ZM177 113H178V112H177ZM184 113H185V112H184ZM194 113H195V112H194ZM202 113H203V112H202ZM206 113H207V112H206ZM247 113H248V112H247ZM252 113H253V112H252ZM126 114H129V113H126ZM136 114H138V113H136ZM136 114H135V115H136ZM142 114H143V113H142ZM144 114H147V113H144ZM150 114H152V113L150 112ZM150 114H149V115H150ZM171 114H172V113H171ZM181 114H182V113H181ZM216 114H217V113H216ZM239 114H240V113H239ZM241 114H242V113H241ZM249 114H250V113H249ZM253 114H254V113H253ZM133 115H134V113H133ZM147 115H148V114H147ZM147 115H146V116H147ZM153 115H154V114H153ZM153 115H152V116H153ZM174 115H175V114H174ZM183 115H184V114H183ZM189 115H191V114L189 113ZM197 115H198V114H197ZM200 115H201V114H200ZM227 115H228V114H227ZM245 115H246V114H245ZM261 115H262V114H261ZM130 116H131V115H130ZM154 116H155V115H154ZM159 116H160V115H159ZM162 116H163V115H162ZM162 116H161V117H162ZM166 116H168V113H167ZM170 116H171V115H170ZM186 116H187V115H185V117H186ZM191 116H192V115H191ZM205 116H207V115H205ZM208 116H209V115H208ZM208 116H207V117H208ZM212 116H213V114H212ZM218 116H219V115H218ZM228 116H229V115H228ZM235 116L238 117L237 115H235ZM251 116H252V115H251ZM131 117H132V116H131ZM143 117H144V116H143ZM178 117H179V116H178ZM188 117H189V116H188ZM196 117H197V116H196ZM201 117H202V116H201ZM239 117H240V116H239ZM245 117H246V116H245ZM254 117H255V116H254ZM254 117H253V119H254ZM261 117H262V116H261ZM133 118H134V117H133ZM154 118H155V117H154ZM154 118H153V119H154ZM170 118H171V117H170ZM176 118H177V117H176ZM176 118H175V120H176ZM181 118H182V116H181ZM189 118H190V117H189ZM209 118H210V116H209ZM232 118H233V117H232ZM240 118H241V117H240ZM243 118H244V117H243ZM246 118H247V117H246ZM251 118H252V117H251ZM125 119H126V118H125ZM141 119H142V118H141ZM153 119H152V120H153ZM164 119H165V118H164ZM171 119H172V118H171ZM207 119H208V118H207ZM212 119H213V118H212ZM248 119H250V118H248ZM128 120H130V119L128 118ZM135 120H137V119L135 118ZM138 120H140V119H138ZM155 120H156V119H155ZM166 120H167V119H166ZM186 120H188V118H186ZM208 120H209V119H208ZM230 120H231V119H230ZM239 120H240V122H241V119H239ZM244 120H245V119H244ZM244 120H243V121H244ZM255 120H256V119H255ZM260 120H261V119H260ZM126 121H127V120H126ZM131 121H133V120H131ZM145 121H146V120H145ZM150 121H151V119H150ZM158 121H159V120H158ZM173 121H174V120H173ZM182 121H183V120H182ZM192 121H193V120H192ZM215 121H216V119H215ZM217 121H218V120H217ZM251 121H252V120H250V122H251ZM253 121H254V120H253ZM253 121H252V122H253ZM261 121H263V120H261ZM124 122H125V121H124ZM127 122H128V121H127ZM134 122H135V121H134ZM154 122H155V121H154ZM161 122H162V121L160 120L159 124H160ZM165 122H166V121H165ZM183 122H184V121H183ZM199 122H200V121H199ZM199 122H198V123H199ZM207 122H209V121H207ZM227 122H228V120H227ZM230 122H231V121H230ZM234 122H235V121H234ZM131 123H132V122H131ZM136 123H137V121H136ZM136 123H135V125H136ZM141 123H143L142 120H141ZM145 123H146V122H145ZM167 123H168V122H167ZM189 123H190V122H189ZM196 123H197V122H195V124H196ZM202 123H203V122H202ZM215 123H216V122H215ZM237 123H239V122H237ZM245 123H246V122H245ZM245 123H244V124H243V122H242V124L239 123L240 125L238 126V129H237V132H239V134L237 135V136L239 137V139H240V137H241V132H242V131H243V132H244V131H247L246 127L248 126V122H247L246 124H245ZM126 124H128V123H126ZM147 124H148V123H146L145 126H147ZM150 124H151V123H150ZM150 124H148V125H150ZM152 124H153V123H152ZM164 124H165V123H164ZM185 124H186V123H185ZM200 124H201V122H200ZM200 124H199V125H200ZM208 124H209V123H208ZM229 124H230V123H229ZM252 124H253V123H252ZM133 125H134V124H133ZM135 125H134V126H135ZM139 125H140V124H139ZM143 125H144V124H143ZM171 125H173V124H171ZM187 125H188V124H187ZM203 125H204V123H203ZM203 125H202V126H203ZM210 125H212V124L210 123ZM213 125H215V124L213 123ZM213 125H212V126H213ZM217 125H218V123H217ZM217 125H216V126H217ZM129 126H130V125H129ZM141 126H142V125H141ZM159 126L161 127V125H159ZM164 126H165V125H164ZM175 126H176V125H175ZM175 126H174V128H175ZM185 126H186V125H185ZM230 126H231V125H230ZM236 126H237V125L235 124V127H236ZM148 127H149V126H148ZM170 127H171V126H170ZM200 127H201V126H200ZM205 127H206V125H205ZM208 127H209V126H208ZM213 127H214V126H213ZM225 127H227V126H225ZM244 127H245L246 130H243ZM144 128H145V127H144ZM144 128H143V129H144ZM180 128H181V127H180ZM182 128H183V127H182ZM187 128H188V127H187ZM202 128H203V127H202ZM228 128H229V127H228ZM252 128H253V127H252ZM255 128H256V127H255ZM140 129H141V128H140ZM153 129H154V128H153ZM157 129H158V128H157ZM199 129H201V128H199ZM203 129H204V128H203ZM207 129H208V128H207ZM210 129H211V128H210ZM225 129H226V128H225ZM234 129H235V128H234ZM256 129H257V128H256ZM144 130H145V129H144ZM161 130H162V128H161ZM163 130H164V129H163ZM175 130H176V129H175ZM182 130H183V129H182ZM211 130H212V129H211ZM213 130H214V129H213ZM215 130H216V129H215ZM228 130H231V129H228ZM238 130H239V131H238ZM130 131H131V130H130ZM132 131H133V130H132ZM142 131H143V130H142ZM145 131H146V130H145ZM155 131H157V130H155ZM164 131H165V130H164ZM208 131H209V130H208ZM134 132L136 133V131H134ZM148 132H149V131H148ZM148 132H147V133H148ZM153 132H154V131H152V133H153ZM167 132H169V131L167 130ZM179 132H180V131H179ZM190 132H191V131H190ZM201 132H202V131H201ZM214 132H215V131H214ZM231 132H232V131H231ZM256 132H257V131H256ZM129 133H130V132H129ZM131 133H132V132H131ZM144 133H145V132H144ZM152 133H151V135H152ZM194 133H195V132H194ZM194 133H193V134H194ZM208 133H209V132H208ZM227 133H228V132H227ZM234 133L236 134V132H234ZM137 134H140V133H137ZM154 134H155V133H154ZM169 134H170V133H169ZM171 134H173V133H171ZM178 134H179V133H178ZM178 134H177V135H178ZM181 134H182V133H181ZM187 134H188V133H187ZM205 134H207V133L205 132ZM220 134H221V133H220ZM250 134H251V132H250ZM250 134H249V135H250ZM256 134H257V136H255L253 140H251V138L248 139L249 137L245 138V145H246V147L248 148V150H247V151H244L245 153H244V154L242 153L241 156H240L241 153L239 154V153L236 152L237 150L235 151V149H234L235 146L233 145L234 147L232 148V147H231L232 144H231V143H228V144H231L230 148H229V146H224V145H223V147L221 146V147H222V150H221V153H220V161H219V159H218V161H215V160L213 159L215 162H220L219 165L221 166V164H223V163H222V158H223V156H224V154H225L226 152H229V153H233V152H235V157H234L235 159H234V160H237V161H238V160H240V159H238V158H241V160H242V162H243L242 166L239 168V167H236V166L233 165V166H234V169L232 170L231 173H230V172H229V173H230V174H233L234 177H235V176H239V177H240L242 173H244V174L246 173V175H247V177H248L247 179H245L244 177H240L241 180L239 179V180H240V183H241L243 180H246V181H247V184H246V187H245V193H248V192L250 191L249 188H248L250 185L254 184V183H255L256 181H258V180L263 179V177H264V131H260V130H259V132H257ZM202 135H203V133H202ZM215 135H216V134H215ZM218 135H219V133H218ZM223 135H224V134H223ZM231 135H232V134H230V136H231ZM243 135H245V134H243ZM140 136H141V135H140ZM144 136H145V134H144ZM171 136H172V135H171ZM182 136H183V135H182ZM196 136H197V135H196ZM208 136H210V135H208ZM211 136H212V135H211ZM233 136H234V135H233ZM233 136H231V137H233ZM237 136H236V137H237ZM251 136H252V134H251ZM129 137H131V136H129ZM132 137H133V134H132ZM152 137H153V136H152ZM158 137H159V135H158ZM166 137H167V136H166ZM166 137H165V140H166ZM169 137H170V136H169ZM205 137H206V136H205ZM205 137H204V138H205ZM218 137H219V136H218ZM218 137H217V135H216V138H218ZM228 137H229L228 134H225V135H224V138H225L224 140H227V141H228ZM231 137H230L229 139H231ZM236 137H235V139H236ZM245 137H246V136H245ZM133 138H134V137H133ZM142 138H143V137H142ZM171 138H172V137H171ZM177 138H178V137H177ZM182 138H183V137H182ZM195 138H196V137H195ZM216 138H215V139H216ZM148 139H149V137H148ZM155 139H156V138H155ZM173 139H174V138H173ZM175 139H176V138H175ZM192 139H194V138L192 137ZM207 139H208V138H207ZM213 139H214V138H213ZM213 139H212V140H213ZM215 139H214V141H217V140H215ZM233 139H234V138H233ZM235 139H234V140H235ZM135 140H137V139H135ZM209 140H210V139H209ZM224 140H222V141H224ZM234 140H233V141H234ZM243 140H244V138H243ZM131 141H133V139H131L130 142H131ZM151 141H153V140H151ZM154 141H155V140H154ZM154 141H153V143H154ZM162 141H163V140H162ZM173 141H174V140H173ZM192 141H193V140H192ZM199 141H200V140H199ZM206 141H207V140H206ZM222 141H220V142H222ZM139 142H140V141H139ZM143 142H144V141H143ZM143 142H142V143H143ZM155 142H156V141H155ZM157 142H158V140H157ZM160 142H161V141H160ZM166 142H168V141H166ZM174 142H176V141H174ZM178 142H180V141H178ZM182 142H183V140H182ZM194 142H195V141H194ZM197 142H198V140L196 141V143H197ZM211 142H212V141H211ZM211 142H210L208 145H211ZM231 142H232V141H231ZM238 142H239V141H238ZM128 143H129V142H128ZM133 143H134V142H133ZM133 143H132V144H133ZM142 143H139V144H142ZM196 143H195V144H196ZM218 143H219V142H218ZM224 143H225V142H224ZM233 143H234V142H233ZM243 143H244V142H243ZM148 144H149V143H148ZM151 144H152V143H151ZM166 144H167V143H166ZM179 144H180V143H179ZM186 144H187V143H186ZM189 144H190V143H189ZM191 144H192V142H191ZM213 144H214V142H213ZM213 144H212V145H213ZM215 144H216V143H215ZM219 144H220V143H219ZM226 144H227V142H226ZM134 145H135V144H134ZM164 145H165V144H164ZM170 145H172V144L170 143ZM205 145H206V144H205ZM245 145H243V146H245ZM142 146H144V145L142 144ZM149 146H151V145H149ZM190 146H191V145H190ZM201 146H202V145H201ZM239 146H240V145H239ZM124 147H126V146H124ZM164 147H165V146H163V148H164ZM166 147H167V146H166ZM170 147H172V146H170ZM191 147H192V146H191ZM199 147H200V145H199ZM202 147H203V146H202ZM214 147H215V146H214ZM214 147H213V148H214ZM217 147H218V146H217ZM226 147H228V148H226ZM237 147H238V146H237ZM251 147H256V149H255L256 152H255V154H254L253 156L250 155V153H249ZM140 148H141V147H140ZM145 148H146V147H145ZM151 148H152V147H151ZM155 148H156V147H155ZM163 148H162V149H163ZM173 148H176V147H174V145H173ZM182 148H183V147H182ZM192 148H193V147H192ZM196 148H197V147H196ZM196 148H195V149H196ZM200 148H201V147H200ZM205 148H206V147H205ZM208 148H209V147H208ZM157 149H158V148H156L155 151H156ZM165 149H166V148H165ZM165 149H163V150L165 151ZM178 149H179V148H178ZM217 149H218V148H217ZM217 149H216V151H217ZM236 149H239V148H236ZM242 149L245 150V148H242ZM253 149H254V148H253ZM144 150L146 151V149H144ZM151 150H152V149H151ZM166 150H167V149H166ZM168 150H169V148H168ZM171 150H172V148H171ZM173 150H175V149H173ZM176 150H177V149H176ZM186 150H187V148H186ZM201 150H203V149H201ZM201 150H200V151H201ZM262 150H263V151H262ZM155 151H153V152H155ZM158 151L160 152V151H162V150L160 149V150H158ZM251 151H252V149H251ZM142 152H143V151H142ZM142 152H140V153H142ZM146 152H147V151H146ZM166 152H167V151H166ZM144 153H145V152H144ZM144 153H143V154H144ZM167 153H168V152H167ZM167 153H166V154H167ZM170 153H171V152H170ZM192 153H193V152H192ZM196 153H199V152H196ZM206 153H207V152H206ZM212 153H213V152H212ZM145 154H146V153H145ZM150 154H151V152H150ZM163 154H164V153H163ZM163 154H162V155H163ZM189 154H190V153H189ZM201 154H202V153H201ZM201 154H200L199 156H201ZM207 154H208V153H207ZM152 155H153V153H152ZM152 155H151V156H152ZM162 155L160 156V157H161V160H162V158H163ZM170 155H171V154H170ZM170 155H169V156H170ZM172 155H173V154H172ZM176 155H178V154H176ZM182 155H183V153H182ZM203 155H204V154H203ZM143 156H144V155H143ZM154 156H155V155H154ZM158 156H159V153H158ZM190 156H191V155H190ZM197 156H198V155H197ZM207 156H208V155H207ZM212 156H213V155H212ZM212 156H211V157H212ZM215 156H218V154L215 155ZM249 156L251 157L250 159L248 158ZM148 157H150L149 154H148ZM166 157H168V155H167ZM166 157H165V158H166ZM173 157H174V156H173ZM191 157H192V156H191ZM195 157H196V156H195ZM209 157H210V156H209ZM245 157H247L246 160H244ZM146 158H147V156H146ZM152 158H153V157H152ZM156 158H157V157H156ZM169 158H170V157H169ZM176 158H179V157H176ZM193 158H194V157H193ZM199 158H201V157H199ZM199 158H198V159H199ZM148 159H149V158H148ZM150 159H151V157H150ZM150 159H149V160H150ZM208 159H210V158H208ZM248 159H249V163H248ZM251 159H252V160H251ZM151 160H152V159H151ZM181 160H182V159H181ZM194 160H195V159H194ZM196 160H197V159H196ZM205 160H206V159H205ZM210 160H211V159H210ZM210 160H209V161H210ZM166 161H167V160H166ZM191 161H192V160H191ZM161 162H162V161H161ZM186 162H187V161H186ZM192 162H193V161H192ZM198 162H199V161H198ZM235 162H236V161H235ZM239 162H240V161H239ZM166 163H167V162H166ZM178 163H179V162H178ZM173 164H174V163H173ZM212 164H213V163H212ZM235 164H236V163H235ZM249 164H251V166H250ZM222 166H223V165H222ZM258 166H260V168H259ZM155 168H156V167H155ZM217 168H218V165H217ZM219 168H220V167H219ZM156 170H157V169H156ZM242 176H243V175H242ZM232 177H233V176H232ZM234 177H233V178H234ZM229 178H230V177H229ZM228 181H229V180H228ZM231 181H232V180H231ZM185 182H186V181H185ZM236 182H238V181L236 180ZM243 182H245V181H243ZM260 182H261V181H260ZM251 183H252V184H251ZM228 184H229V183H228ZM234 184H235V180H234ZM259 184H260V183H259ZM225 185H226V184H225ZM229 185H233V184H229ZM237 185H238V184H237ZM239 186H240V185H239ZM253 186H254V185H253ZM235 187H236V186H235ZM251 187H252V186H251ZM240 188H241V186H240ZM228 189H229V188H228ZM253 189H254V188H253ZM239 190H240V189H239ZM239 190H238V191H239ZM263 190H264V189H263ZM231 191H232V190H231ZM261 191H262V189H261ZM240 192H241V191H240ZM240 192H239V193H240ZM243 192H244V185H243ZM232 193H233V191H232ZM239 193H237V194L239 195ZM261 193H263V191H262ZM246 195H248V194H246ZM249 195H251V194H249ZM262 195H263V194H262ZM255 196H257V195L255 194ZM235 197H236V195H235ZM238 197H240V195H239ZM261 197H262V196H261ZM241 198H242V197H241ZM241 198H240V199H241ZM246 198H253V199H252L253 202H252L250 199H249V200L247 199L248 201H251L250 204H252V205L255 204V202H256V200H257V199H255V197H246ZM256 198H257V197H256ZM228 199H229V198H228ZM244 199H245V198L243 197V200H244ZM238 200H239V199H238ZM260 200H261V199H260ZM263 200H264V199H263ZM245 201H246V200H244L242 207L239 208V210H238L237 212L240 214V216H241V218H242L244 224H247V222H251V214L249 213V211H251V210H253V209L248 210V209H247L248 207H246V206H247V203H245ZM240 204H241V203H240ZM244 204H245V205H244ZM258 204H259V203H258ZM260 204H261V203H260ZM262 204H263V203H262ZM262 204H261V208H262V211H264V209H263V207H262ZM240 206H241V205H240ZM243 206H244V207H243ZM263 206H264V205H263ZM245 207H246V208H245ZM251 207H253V206H251ZM257 207H258V205H257ZM253 208H254V207H253ZM254 209H255V208H254ZM257 210L260 211V209H258V208H257ZM257 210H256V211H257ZM253 211H254V210H253ZM256 211H255V214H256ZM262 211H261V212H262ZM257 212H258V211H257ZM261 212H260V213H261ZM258 213H259V212H258ZM262 213H263V212H262ZM253 215H254V214H253ZM263 215H264V214H263ZM257 216H259V215H257ZM252 218H253V217H252ZM259 218H261V217H259ZM263 218H264V217H263ZM253 219H254V218H253ZM259 220H261V219H259ZM259 220H258V221H259ZM252 221H253V220H252ZM255 221L257 222V220H255ZM263 221H264V220H263ZM253 222H254V221H253ZM254 223H255V222H254ZM263 224H264V223H263ZM263 224H261V221H260V225L263 226ZM248 225H249V224H248ZM253 225H254V224H253ZM256 225H257V224H256ZM258 225H259V222H258ZM258 225H257V226H258ZM249 226H250V225H249ZM257 226H255V227H257ZM251 227H253V226H251ZM263 227H264V226H263ZM263 227H262V228H263ZM254 229H255V228H254ZM251 230H252V229H251ZM251 230H250V232H251ZM257 230H259V229H257ZM262 232H263V231H262ZM247 233H248V232H247ZM257 233H258V232H257ZM260 235H261V234H260ZM247 236H248V234H247ZM245 237H246V236H245ZM246 239H247V238H246ZM248 239H249V238H248ZM248 239H247V240H248ZM251 239H252V238H251ZM240 240H241V239H240ZM241 242H242V241H241ZM251 242H252V241H251ZM250 244H251V243H250ZM138 245H139V244H138ZM135 246H137L136 243H135ZM248 247H249V246H248ZM138 248H139V247H138ZM242 250H244V249H242ZM245 250H246V249H245ZM245 250H244V251H245ZM126 251H127V250H126ZM160 252H161V251H160ZM247 252H248V250H247ZM126 253H127V252H126ZM134 253H135V252H134ZM137 253H139V251H138ZM137 253H136V254H137ZM161 253H162V252H161ZM176 253H178V251H177ZM242 253H243V251H242ZM242 253H240V254H242ZM250 253H251V252H250ZM256 253H257V252H256ZM256 253H255V254H256ZM243 254H245V253H243ZM255 254H254V255H255ZM158 255H159V254H158ZM161 255H162V254H161ZM161 255H160V256H161ZM246 255H248V253H247ZM241 256H242V255H241ZM251 256H252V255H251ZM137 257H138V255H137ZM139 257H140V254H139ZM158 257H159V256H158ZM242 257H243V256H242ZM128 258H129V257H128ZM161 258H162V257H161ZM244 258H245V257H244ZM253 258H254V257H253ZM123 259H125V258H123ZM129 259H130V258H129ZM133 259H134V258H133ZM241 259H242V258H241ZM138 260H139V259H138ZM157 260H159V258H157ZM179 260H180V259H179ZM256 260H257V259H256ZM243 261H245V260H243ZM243 261H242V262H243ZM159 262H160V261H159ZM236 262H237V261H236ZM177 263H178V262H177ZM177 263H176V264H177ZM180 263H181V262H180ZM244 263H245V262H244ZM250 263H251V260H250ZM130 264H131V263H130ZM236 264H238V263H236Z\"/></svg>",
	"mask_w": 264,
	"mask_h": 264
},
{
	"label": "water",
	"instance_id": "3",
	"mask_svg": "<svg viewBox=\"0 0 264 264\" xmlns=\"http://www.w3.org/2000/svg\"><path fill=\"white\" fill-rule=\"evenodd\" d=\"M79 9H81V8H79ZM79 14H80V10L78 11V15H76V16H79ZM82 21H83V19H82ZM97 24L98 23H96V22L94 23V25H93V23H90V25L88 26V28L91 27V26H93L96 29ZM74 31H75V33H73V36H71L70 37V40H69V41H71L72 44L68 43L69 45L76 44L78 42V40H79V37L81 36V31L80 30H78V31L77 30H74ZM86 32H88V31H86Z\"/></svg>",
	"mask_w": 264,
	"mask_h": 264
}]
</instances>
